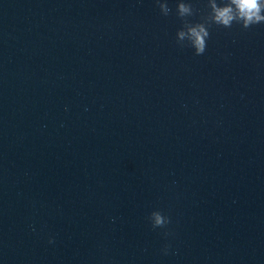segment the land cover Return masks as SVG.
<instances>
[{
	"label": "clouds",
	"instance_id": "obj_1",
	"mask_svg": "<svg viewBox=\"0 0 264 264\" xmlns=\"http://www.w3.org/2000/svg\"><path fill=\"white\" fill-rule=\"evenodd\" d=\"M159 3V0H157ZM210 13L203 18L202 22L189 23L185 18L193 15L190 3L183 0L177 6V15L184 23L177 31V43L183 46L185 41L194 48L196 55H202L206 50L209 38V27L215 24L224 28H231L233 23H239L244 29L252 25L264 23V0H223V4L217 0H208ZM161 13L167 16L170 8L166 3H159ZM149 219L153 228L164 227L169 220L160 211L151 212Z\"/></svg>",
	"mask_w": 264,
	"mask_h": 264
}]
</instances>
